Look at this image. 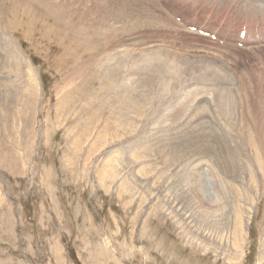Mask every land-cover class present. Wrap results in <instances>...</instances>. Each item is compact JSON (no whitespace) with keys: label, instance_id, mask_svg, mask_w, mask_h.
<instances>
[{"label":"rangeland","instance_id":"1","mask_svg":"<svg viewBox=\"0 0 264 264\" xmlns=\"http://www.w3.org/2000/svg\"><path fill=\"white\" fill-rule=\"evenodd\" d=\"M150 1L0 0V264H264V0Z\"/></svg>","mask_w":264,"mask_h":264},{"label":"bare ground","instance_id":"2","mask_svg":"<svg viewBox=\"0 0 264 264\" xmlns=\"http://www.w3.org/2000/svg\"><path fill=\"white\" fill-rule=\"evenodd\" d=\"M41 1V0H40ZM56 1V0H55ZM62 1V0H61ZM69 1V0H68ZM76 1V0H75ZM80 2H81V0H79ZM106 1V0H105ZM63 2H65V1H63ZM97 2H98V0H97ZM101 2V1H100ZM169 2H172V3H175L174 2V0H169ZM44 3V2H43ZM42 3V4H43ZM60 2H58V4H59ZM69 3V2H68ZM150 3L152 4H154L155 6H160L159 5V1L158 0H151L150 1ZM45 4V3H44ZM43 4V6H45ZM61 4V3H60ZM263 4H264V2H263ZM46 5H48L47 3H46ZM53 5V4H52ZM92 5V4H91ZM97 5V4H96ZM109 5V4H108ZM85 6V5H84ZM130 6V5H129ZM263 6V5H262ZM261 6V8L259 9V10H254V9H257L256 7H254V6H251V7H249V13H248V15H250V17L248 18V21L246 20V22H244V23H242V21L241 22H237L238 24L237 25H239V24H241V26H240V29H239V32H238V36H237V42H239V41H241L247 48H251L254 52L255 51H257V52H263V50H264V45H263V43H264V37L262 38V40L260 39V33L259 32H257V24L256 23H261V24H264V9H263V7ZM36 7V6H35ZM46 7V6H45ZM49 7V8H48ZM47 7V9L49 10L50 8L52 9L53 7H50V6H48ZM90 7V6H89ZM111 7V6H110ZM118 7V6H117ZM57 8V7H56ZM68 8V7H67ZM71 8V7H70ZM72 8H73V6H72ZM88 8V7H87ZM86 8V9H87ZM60 9H61V7H60ZM63 9V8H62ZM61 9V10H62ZM92 9V8H91ZM96 9V8H95ZM98 9V8H97ZM68 10V9H67ZM93 10V9H92ZM53 11V12H52ZM64 11V10H63ZM65 11H66V8H65ZM83 11V10H82ZM81 11V12H82ZM87 11H88V9H87ZM59 13L60 12V10H58V11H54V10H49L48 11V13H53V14H51L52 15V17H56L55 16V14L56 13ZM71 12V11H70ZM76 12V13H75ZM79 12V11H78ZM55 13V14H54ZM67 13V12H66ZM65 13V14H66ZM69 13V12H68ZM74 13L77 15L78 13H77V11H74ZM80 13V12H79ZM110 13V12H109ZM112 13V12H111ZM123 13V12H122ZM43 14V13H42ZM60 14V13H59ZM64 14V13H63ZM81 14V13H80ZM79 14V15H80ZM151 15H152V13H150ZM41 15V14H40ZM83 14H81V16H82ZM99 15V14H98ZM104 15V14H103ZM156 15V14H155ZM57 16H59V15H57ZM63 16V15H62ZM66 16V15H65ZM60 17V16H59ZM74 17V16H73ZM83 17V16H82ZM153 17V16H152ZM157 17V16H156ZM207 17V16H206ZM85 18V17H84ZM108 18V17H107ZM107 18H105V19H107ZM110 18H111V16H110ZM60 19H61V17H60ZM59 19V20H60ZM65 18H63V20H64ZM67 19H69V18H67ZM70 19H72L71 17H70ZM82 19V18H81ZM113 19V18H112ZM123 20V19H122ZM159 20H161V18L159 19ZM170 20V19H169ZM203 20H206V18H204ZM203 20H202V22H203ZM57 21H58V19H57ZM62 21V20H61ZM88 21V20H87ZM91 21V20H90ZM68 22H69V20H68ZM76 21L74 20V23H75ZM98 22V21H97ZM103 22V21H102ZM62 23V22H61ZM74 23H70V24H72L73 26L72 27H75V25H74ZM76 23H78V22H76ZM75 23V24H76ZM166 23H167V21H166ZM194 23H196L197 25H200L201 26V28H203L202 27V25H201V21L199 20V19H194ZM65 24V23H64ZM80 24H82V23H79L78 24V26L80 25ZM84 24V23H83ZM95 24V23H94ZM85 25V24H84ZM175 25V24H174ZM173 25V26H174ZM210 25V24H209ZM76 26H77V24H76ZM123 26V25H122ZM167 26V25H166ZM85 27V26H84ZM92 28V27H91ZM96 28H97V26H96ZM171 28V27H170ZM173 28V27H172ZM229 27H227L226 28V31L224 32V34H222L221 36H224V37H226V39L228 40V39H230V35L228 34V33H226V32H228V29ZM74 29V28H73ZM76 29V28H75ZM75 29H74V31H75ZM103 29V28H102ZM156 29V28H155ZM165 29V28H164ZM204 29V28H203ZM52 30V29H51ZM84 30V29H83ZM86 30V29H85ZM205 30V29H204ZM99 31V30H98ZM206 32H210V31H208V30H205ZM77 32H79V29H78V31ZM76 32V33H77ZM80 32H84V31H80ZM89 32H90V30H89ZM94 32H96V31H94ZM189 32V31H188ZM28 33V32H27ZM84 33H88V31L87 32H84ZM83 33V34H84ZM155 33V32H154ZM246 34L247 33V35H246V37H245V39L242 41L241 39H242V36L241 35H243V34ZM77 35V34H76ZM82 35V34H81ZM86 34H84V36H85ZM174 35V34H173ZM178 35V34H177ZM193 35V34H192ZM215 35V32L213 33H211V36H214ZM28 36V35H27ZM78 36V35H77ZM76 36V37H77ZM90 36V35H89ZM154 36V35H153ZM167 36V35H166ZM184 36V35H183ZM75 37V36H74ZM83 37V36H82ZM94 37V36H93ZM162 37V36H161ZM91 38V37H90ZM231 38H232V40H233V35H231ZM80 39V38H79ZM95 39V38H94ZM163 39V38H162ZM199 39V40H198ZM198 39H196V41L198 42V48H212V49H215V50H219V51H221L222 50V48L221 47H223V46H226L227 45V42H226V40L224 39V38H222V37H219V36H217V41L215 42L217 45H219L220 47H218L217 45H215L214 43H209V44H207V46H205L204 45V41H201V39L200 38H198ZM1 41H2V38L0 39ZM211 40V39H210ZM220 40H224L225 41V43L224 44H222V43H220ZM0 41V42H1ZM7 41V40H6ZM163 41V40H162ZM3 42H5L4 41V39H3V41H2V43ZM11 42V41H10ZM9 42V43H10ZM7 42H5V44H6ZM88 43V42H87ZM3 45V46H5L6 47V45L8 46V44H6V45ZM11 44H13V42H11ZM15 44V43H14ZM234 44V43H233ZM188 45V44H187ZM229 45V44H228ZM236 45V44H235ZM15 46H16V44H15ZM141 46V45H140ZM237 46V45H236ZM8 47H10V45L8 46ZM174 47V46H173ZM12 48H13V46H12ZM11 48V49H12ZM179 48V47H178ZM15 49V48H14ZM6 50V49H5ZM8 50V49H7ZM16 51V50H15ZM100 51V50H99ZM131 51V50H130ZM223 51V50H222ZM237 51H240L239 49H238V47L237 48H234V46L233 45H229L228 46V49H227V52H228V54H229V58L228 57H222V58H224V60H235V59H243V57H242V55H240V53L239 52H237ZM157 52V51H156ZM159 52V51H158ZM161 52V51H160ZM16 53V52H15ZM153 53V52H152ZM21 54V53H20ZM125 54V53H124ZM147 55V54H146ZM223 55H226L225 53H223ZM21 56V55H20ZM100 56V55H99ZM226 56H228V55H226ZM261 56H264V54H261ZM158 57V56H157ZM19 59V58H18ZM121 59V58H120ZM140 59V58H139ZM263 59V58H262ZM99 60V59H98ZM123 60V59H122ZM103 61V60H102ZM99 62V61H98ZM147 62V61H146ZM159 62V61H158ZM142 63V62H141ZM157 63V62H156ZM97 64V63H96ZM99 64H101L100 65V67H98V69H96V70H100V68L103 70V71H105V64H103V63H99ZM99 64H98V66H99ZM160 65V64H159ZM94 66V65H93ZM97 65H95V67H96ZM196 66V65H195ZM134 67V66H133ZM132 67V68H133ZM160 67V66H159ZM184 67V66H183ZM89 68V67H88ZM91 68V70H93L92 69V67H90ZM226 68V67H225ZM251 69V68H250ZM90 70V69H89ZM163 70V69H162ZM195 70V69H194ZM101 71V70H100ZM145 71H146V69H145ZM150 72V71H149ZM105 74V73H104ZM144 74V73H143ZM146 74V73H145ZM161 74V73H160ZM224 74V73H223ZM97 75V74H96ZM120 75V74H119ZM140 75V74H139ZM105 76V75H104ZM141 76V75H140ZM103 77V76H102ZM122 77V76H121ZM146 78V77H145ZM149 79V78H148ZM151 79H153V78H151ZM155 79V78H154ZM262 79V78H261ZM100 80L101 81H103V80H105L104 79V77L103 78H100ZM100 81V82H101ZM168 81V80H167ZM113 82V81H112ZM189 82V81H188ZM262 82V81H261ZM260 82V83H261ZM104 83H105V81H104ZM122 83V82H121ZM118 84V83H117ZM263 84V83H262ZM135 86V85H134ZM166 86V85H165ZM264 87V86H263ZM105 88V85L103 84V82H102V89L101 90H103ZM111 88V87H110ZM109 88V89H110ZM128 88V87H127ZM137 88V87H136ZM117 89V88H116ZM176 89V88H175ZM109 91V90H108ZM136 91V90H135ZM141 92V91H140ZM139 92V93H140ZM170 92V91H169ZM153 94V93H152ZM112 95V94H111ZM123 95V94H122ZM141 95V94H140ZM197 96V95H196ZM217 97V96H216ZM226 97V96H225ZM261 97V96H260ZM119 98H121V97H119ZM135 98V97H134ZM161 98V97H160ZM182 98V97H181ZM201 98V97H200ZM118 99V98H117ZM123 99V97L121 98V100ZM158 99V98H157ZM119 100V99H118ZM125 100V99H124ZM128 100V99H127ZM114 101V100H113ZM123 101V100H122ZM134 101H137V100H133L132 102H134ZM128 102V101H127ZM126 102V104L128 105V103ZM132 102H129L131 105H132V107H134V105L135 104H137V103H132ZM224 102V101H223ZM229 103V102H228ZM125 104V103H124ZM215 104V103H214ZM224 105V104H223ZM146 106V105H145ZM155 106V105H154ZM115 107V106H114ZM156 107V106H155ZM154 107V108H155ZM135 109V108H134ZM146 109H147V107H146ZM136 110V109H135ZM138 110V109H137ZM165 110V109H164ZM146 111V110H145ZM148 111V110H147ZM141 112V111H140ZM150 112V111H149ZM183 113V112H182ZM151 114V113H150ZM178 114H179V112H178ZM226 114V113H225ZM166 115V114H165ZM175 115V114H174ZM185 115V114H184ZM179 116V115H178ZM181 116V115H180ZM164 117V116H163ZM170 117H171V115H170ZM253 117V121L254 122H256V123H258L259 125H258V127H257V129L255 130V131H257L258 132V138H259V140H261L262 141V143L261 144H259L257 147V149H259V154H260V157H263L264 158V107H263V110L262 111H258L257 113H254V115L252 116ZM184 118V117H183ZM182 118V119H183ZM162 119V118H161ZM174 119V118H173ZM168 120V119H167ZM191 120V119H190ZM194 120V119H193ZM258 120V121H257ZM194 121H196V120H194ZM193 121V122H194ZM199 121V120H198ZM204 121V120H203ZM138 122V121H137ZM165 122V121H164ZM191 122V121H190ZM252 122V121H251ZM253 122V123H254ZM192 123V122H191ZM199 123V122H198ZM195 124V123H194ZM155 125V124H154ZM200 125V124H199ZM184 126V125H183ZM196 126H197V122H196ZM256 126V125H255ZM254 126V127H255ZM192 128V127H191ZM148 129V128H147ZM192 129H194V128H192ZM197 129V128H196ZM255 128H253L252 130H254ZM134 132V131H133ZM247 133V132H246ZM251 133V132H250ZM209 134V133H208ZM255 134H256V132H255ZM216 135H218V136H216L217 138H214L216 141H218L217 143H219L220 144V147H222V149H223V151H222V149H219L218 150V153L220 152V154H219V158H217V160H219V159H224V158H228V160L229 159H232V158H230L229 156H228V154H227V150H226V144H227V142H229L230 141V145H231V143L233 144V147H234V143H233V140L232 139H234V138H230V132H229V135H219V134H216ZM233 135V134H232ZM231 135V136H232ZM236 135V134H235ZM237 135H238V133H237ZM212 136H213V134H212ZM239 136V135H238ZM211 137V136H210ZM239 138V137H238ZM240 138H241V136H240ZM245 138V137H244ZM246 138H247V136H246ZM250 138V137H249ZM253 139H254V137H252ZM209 139H211V138H209ZM208 139V140H209ZM243 139V138H242ZM212 140V139H211ZM210 140V141H211ZM215 140H213V141H215ZM235 140V139H234ZM244 141V140H243ZM198 142V141H197ZM164 143V142H163ZM203 143V142H202ZM237 143V142H236ZM257 143V142H256ZM174 144V143H173ZM176 144H177V142H176ZM185 144V143H184ZM211 144V143H210ZM213 144V143H212ZM218 144V145H219ZM238 144V143H237ZM240 144V143H239ZM207 145V147H209L208 146V144H206ZM215 145V144H214ZM217 145V146H218ZM137 146V145H136ZM180 146V145H179ZM211 146V145H210ZM217 146H216V148H217ZM236 146V145H235ZM191 148V147H190ZM197 148H200L199 146H197ZM235 148V147H234ZM245 148V147H244ZM208 149V148H207ZM218 149V148H217ZM236 149V148H235ZM234 149V152L235 153H237V149L235 150ZM248 149V148H247ZM136 150H137V148H136ZM202 150L203 151H207L206 149H203L202 148ZM214 150V149H213ZM170 151H173V150H170ZM176 151V150H175ZM214 151H216V150H214ZM239 151V150H238ZM247 152V151H246ZM175 153V152H174ZM216 153V152H215ZM238 154H240V151H239V153H237V155ZM232 155V154H231ZM235 155V154H234ZM233 155V156H234ZM250 155V154H249ZM170 156V155H169ZM173 157V156H172ZM238 157H239V155H238ZM241 157H242V153H241ZM215 158V157H214ZM215 158V159H216ZM245 158V157H244ZM244 158H242L241 159V161L244 159ZM246 159V158H245ZM246 160H249V159H246ZM246 160H244V161H246ZM131 161V160H130ZM213 161V160H212ZM225 161V160H224ZM237 161H238V159H237ZM263 161V160H262ZM210 162V161H209ZM218 162H220V164H222V162L219 160ZM233 162H235L234 160H233ZM233 162L231 163V165L229 164V166H231V168H229V170H227V172L229 173L228 175H231V176H234V175H236L237 174V172L235 171V169L236 168H234V166H233ZM263 163V162H262ZM136 164V163H135ZM135 164H133V162H132V164L130 165L131 167H132V169L133 170H135V168H137V166L135 165ZM198 164H199V162H198ZM197 164V166H199ZM217 164H219V163H217ZM225 164V163H224ZM228 164V163H227ZM241 164H242V162H241ZM250 164V163H249ZM249 164H247V161H246V163L244 164V165H248L249 166ZM258 164V163H257ZM127 165V164H126ZM179 165V164H178ZM236 165V164H235ZM240 165V164H239ZM264 165V164H263ZM136 166V167H135ZM215 166V165H214ZM251 166V165H250ZM135 167V168H134ZM178 167V166H177ZM176 167V168H177ZM183 167V166H182ZM227 167V166H226ZM245 167V166H244ZM261 167H263V166H261ZM176 168H174V169H176ZM196 168V167H195ZM221 168H222V166H221ZM224 168H225V165H224ZM238 168V167H237ZM249 168V167H248ZM247 168V169H248ZM218 169H219V167H218ZM241 169V168H240ZM244 169V168H243ZM225 170V169H224ZM226 171V170H225ZM224 171V172H225ZM249 172L250 171H252V170H248ZM257 171V170H256ZM261 171H263V168H262V170ZM223 172V171H222ZM221 172V173H222ZM242 171H240V173H241ZM246 172H247V170H246ZM264 172V171H263ZM245 173V172H244ZM244 173H242V174H244ZM251 173V172H250ZM245 174H247V173H245ZM253 174V173H252ZM227 175V176H228ZM254 175V174H253ZM264 175V174H263ZM230 177V176H229ZM243 177H245L244 175H243ZM238 179V178H237ZM238 180H240V179H238ZM199 181V180H198ZM248 181V180H247ZM253 181V180H252ZM259 181V180H258ZM240 182V181H239ZM199 183V182H198ZM225 183V182H224ZM232 183V182H231ZM241 183V182H240ZM262 183V182H261ZM234 184L235 183H233V186H234ZM244 184V183H243ZM237 184H235V186H236ZM239 185V184H238ZM237 185V186H238ZM254 185V184H253ZM234 186V187H235ZM241 186V185H240ZM247 186H249V185H247ZM224 188V187H223ZM229 188V187H228ZM237 188V187H236ZM240 188V187H239ZM252 188V187H251ZM257 188V187H256ZM233 189V188H232ZM243 189H244V187H243ZM243 189L241 190V191H243ZM224 190V189H223ZM236 190H238V189H236ZM244 193V192H243ZM240 195V194H239ZM257 195V194H256ZM264 195V194H263ZM263 197V196H262ZM256 209V208H255ZM185 221H188V220H185ZM202 236H204V235H202Z\"/></svg>","mask_w":264,"mask_h":264}]
</instances>
